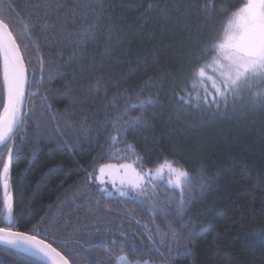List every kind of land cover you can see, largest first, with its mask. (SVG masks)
Here are the masks:
<instances>
[{
  "label": "trees",
  "instance_id": "obj_1",
  "mask_svg": "<svg viewBox=\"0 0 264 264\" xmlns=\"http://www.w3.org/2000/svg\"><path fill=\"white\" fill-rule=\"evenodd\" d=\"M243 3L0 0V18L22 46L29 78L23 123L9 145L12 229L42 238L65 256L72 248L85 257L69 256L71 264L108 259L103 247L93 245L151 264H264L258 231L264 229V102L255 96L264 92V81L254 79L225 100L207 79L204 98L194 75L211 63L216 53L205 49ZM208 4L214 8L205 10ZM90 25L95 27L82 42ZM205 75L219 85L212 69L205 68ZM98 80L97 90L92 85ZM149 98L152 103L131 107ZM137 117L143 123L129 127ZM6 158L0 157V170ZM164 160L191 177L193 191L183 194L182 215L179 190L162 177L146 176L143 195L131 186L115 189L99 177L108 164L133 163L144 172ZM2 201L0 181V208ZM169 225L189 238L191 256L168 252L162 238L172 245ZM0 227H8L2 218ZM0 261L43 264L4 247Z\"/></svg>",
  "mask_w": 264,
  "mask_h": 264
},
{
  "label": "snow or ice",
  "instance_id": "obj_2",
  "mask_svg": "<svg viewBox=\"0 0 264 264\" xmlns=\"http://www.w3.org/2000/svg\"><path fill=\"white\" fill-rule=\"evenodd\" d=\"M60 6L57 5V7ZM44 7L48 8L50 5L45 4ZM152 7H155V5L149 4V8ZM204 7L205 10H210L214 8V5L208 4ZM25 27L27 28V25ZM94 27V25H90L87 30L81 33L82 42L87 39ZM28 35L30 36L31 33L28 32ZM21 47L9 29V25L0 18V61H2V80L5 92V101L0 103V108H2V113H0V146H3L5 151L0 153V157H7V162L3 163L2 170H0V181H2L4 190V199L2 201L4 207L0 208V218L8 225V227H0V245L4 247L5 251L26 252L33 257L39 258L43 261V264H70L69 256L74 260L85 259V257L80 256L78 250L72 248H67L68 256H65L51 244L45 243L43 240H38L35 235H26L12 231V227L15 226V219L13 216L11 196L9 194V171L13 152L9 145L15 130L23 123L21 106L23 103V89L27 69ZM27 48L28 46L26 44L23 45L25 52ZM205 51L215 52L216 55L212 58L211 63L205 64L194 73V75L200 78L199 87L205 92L204 98H206L207 94V89L203 83L204 79L209 80L213 90L225 100L229 93L235 95L242 86L249 85L254 79L264 81V0H246L238 11L230 15L226 26L222 27V35L218 38L217 42L208 46ZM205 68L212 69L214 75L220 82L219 85L216 79L206 77ZM51 75L52 73L50 72L49 79ZM99 86V80L96 84L92 85L97 90ZM192 87L195 89L197 84L193 82ZM255 96L258 100L264 102V92H257ZM200 98L197 96V99ZM179 99L184 100V97H180ZM44 103L50 110L51 106L47 103L46 98ZM149 103H152L151 98L147 101H140L139 105H131V107H143ZM52 119H56L55 114H53ZM117 119L119 120V117ZM140 123H143V121L137 117L135 121L128 122V126L131 127L134 124ZM113 127L117 133L121 132V128L116 122H113ZM111 139L114 143L117 142V136L113 135ZM126 150L135 155V149L131 145H127ZM139 159L137 157V160ZM106 167L113 166L105 165L101 167L99 169L101 175L104 174ZM121 167L132 169L134 179H129L127 183L131 187L140 190L141 195L144 194L143 183L146 176L149 179L162 177L165 184H171L174 189H178L181 198L177 205V211L181 215L183 214L187 203L183 194L187 192L190 197L193 191L191 177H189L186 171L175 168L173 163L168 160H164L159 164L155 172L152 170L137 172L132 165H122ZM165 170L167 175L162 176ZM121 183H124V181H121ZM205 186V183L202 181L200 184L201 191H203ZM121 195H124V193L121 192ZM34 227L38 228L39 225ZM258 231L264 237V229H259ZM169 232L173 241L171 246L162 238V243L165 244L168 252L170 254L175 253L176 255L191 256L193 249L189 238L172 229L170 225ZM164 235L168 236L169 233H165ZM189 236H191V232H189ZM112 243L116 244V241ZM59 246L66 248L67 242L60 241ZM96 247H103L105 253L108 255V259L97 257L95 264H109V260L113 258L115 259V264H151L148 260H130L127 255L117 256L106 245H93V249ZM131 251L135 253L137 248L133 246ZM121 252H123V248H121ZM0 264H3V262L0 261Z\"/></svg>",
  "mask_w": 264,
  "mask_h": 264
},
{
  "label": "rangeland",
  "instance_id": "obj_3",
  "mask_svg": "<svg viewBox=\"0 0 264 264\" xmlns=\"http://www.w3.org/2000/svg\"><path fill=\"white\" fill-rule=\"evenodd\" d=\"M246 2V0H245ZM112 165L113 167H106L105 172L103 175L99 173V177L104 180L109 181L112 183L115 187V189H125L126 187H130V185L127 183L129 179H134V175L132 172V169H125L121 167L122 165H132V167L138 172V169L134 166L133 163H122V164H108ZM176 168V167H175ZM178 169V168H177ZM155 172V171H153ZM166 173L162 174V176ZM121 181H124V183H121Z\"/></svg>",
  "mask_w": 264,
  "mask_h": 264
},
{
  "label": "water",
  "instance_id": "obj_4",
  "mask_svg": "<svg viewBox=\"0 0 264 264\" xmlns=\"http://www.w3.org/2000/svg\"><path fill=\"white\" fill-rule=\"evenodd\" d=\"M10 29V28H9ZM14 36V35H13ZM24 63H25V60H24ZM25 66H26V63H25ZM26 69H27V66H26ZM28 82H29V78H28V69H27V71H26V81H25V84H24V89H23V92H24V95H23V103H22V106H21V112H22V118H23V114H24V110H25V106H26V99H27V91H28ZM2 113V112H1ZM18 130V128L15 130V132H14V134L16 133V131ZM2 146H0V148H1ZM5 162H7V158H6V160H5ZM10 169H11V164H10ZM9 177H10V171H9ZM1 188H2V194H3V199H4V190H3V184H2V181H1ZM9 194H10V196H11V202H12V205H13V197H12V194L10 193V178H9ZM4 207V205L2 206V208ZM13 211H14V208H13ZM14 214V213H13ZM5 222V221H4ZM6 223V222H5ZM7 224V223H6ZM12 231H14V232H19V233H24V234H26V235H32V234H29V233H25V232H21V231H17V230H13L12 229ZM36 236V235H35ZM36 238L38 239V240H43L42 238H40V237H38V236H36ZM43 241H45V240H43ZM45 243H48L47 241H45ZM48 244H50V243H48ZM53 246V245H52ZM0 247H3L2 245H0ZM54 247V246H53ZM56 248V247H55ZM58 250V249H57ZM58 251H60V250H58ZM17 252H19V253H22V254H25V255H28V256H31V255H29L28 253H26V252H23V251H17ZM31 257H33V256H31ZM34 258H37V257H34ZM37 259H39V258H37ZM40 260V259H39ZM70 264H71V262H70Z\"/></svg>",
  "mask_w": 264,
  "mask_h": 264
}]
</instances>
